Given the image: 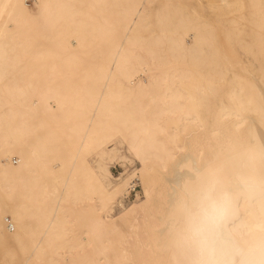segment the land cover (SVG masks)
<instances>
[{"label": "bare ground", "instance_id": "1", "mask_svg": "<svg viewBox=\"0 0 264 264\" xmlns=\"http://www.w3.org/2000/svg\"><path fill=\"white\" fill-rule=\"evenodd\" d=\"M34 1L56 15L47 52L27 0H0V264H190L185 210L210 181L226 236L264 246V0ZM115 133L144 195L120 224L102 212L127 179L109 190L85 159Z\"/></svg>", "mask_w": 264, "mask_h": 264}, {"label": "rangeland", "instance_id": "2", "mask_svg": "<svg viewBox=\"0 0 264 264\" xmlns=\"http://www.w3.org/2000/svg\"><path fill=\"white\" fill-rule=\"evenodd\" d=\"M26 4L29 7V18L33 23L32 29L28 30V35L33 36L34 42L38 44L40 50L47 52L53 48L59 28L56 15L53 12L43 13L37 8L34 0H27ZM187 41L190 42L189 39ZM226 49L232 57H242L239 47L230 44L226 46ZM56 50L59 55L64 54L63 49L57 48ZM110 67L112 68V64ZM137 78L141 79L143 83L147 81L141 72ZM90 149L89 153L85 155V159L100 180L98 181L105 188L111 190L122 179H127L128 183L125 187L114 193L102 212L107 223L120 224L126 211L136 205L141 206L144 201L138 175L140 159L129 141L120 133L102 137L93 143ZM11 163L15 166V171H20L19 169L23 168L22 158L18 154H12Z\"/></svg>", "mask_w": 264, "mask_h": 264}, {"label": "clouds", "instance_id": "3", "mask_svg": "<svg viewBox=\"0 0 264 264\" xmlns=\"http://www.w3.org/2000/svg\"><path fill=\"white\" fill-rule=\"evenodd\" d=\"M231 214L232 195L216 181H210L194 196L184 217L190 264H264V246L245 250L226 236L224 226Z\"/></svg>", "mask_w": 264, "mask_h": 264}]
</instances>
